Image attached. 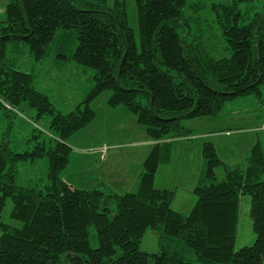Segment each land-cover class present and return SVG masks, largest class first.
<instances>
[{
  "label": "trees",
  "instance_id": "trees-1",
  "mask_svg": "<svg viewBox=\"0 0 264 264\" xmlns=\"http://www.w3.org/2000/svg\"><path fill=\"white\" fill-rule=\"evenodd\" d=\"M252 1L135 0L139 43L126 0H8L0 18V109L15 115L13 108L27 106L37 119H51L46 132L34 127L25 151L11 147L13 122L0 135V264H196L193 258L264 264V132L235 164L220 157L213 141H203V170L188 214L172 206L177 187L156 185L172 140L192 134L183 120L217 117L230 101L262 96L264 6L254 10ZM203 11L213 13L216 31ZM59 29L75 31L78 40L65 56L95 71L91 89L67 112L39 89L36 71L13 66V55L25 49L42 60ZM217 36L224 52L210 40ZM105 91L107 104L134 113L155 141L134 191L107 189L104 181L73 187L64 178L69 140L96 118L92 103ZM41 157L48 160L47 183L20 184L18 162ZM244 194L251 197L256 239L235 249ZM8 198L20 225L3 218ZM148 229L159 235L158 252L140 247Z\"/></svg>",
  "mask_w": 264,
  "mask_h": 264
},
{
  "label": "rangeland",
  "instance_id": "rangeland-1",
  "mask_svg": "<svg viewBox=\"0 0 264 264\" xmlns=\"http://www.w3.org/2000/svg\"><path fill=\"white\" fill-rule=\"evenodd\" d=\"M126 1L129 21L140 43L136 2L135 0ZM202 1L210 4L228 0ZM7 2L8 0H0V18L5 17L4 8ZM249 6L254 10H262L264 0H253ZM203 18L206 25L212 21L214 26V16L211 11H203ZM216 30V25L213 28L211 27V31ZM210 40L216 43L214 46H218L224 52L225 41H221L219 36L213 37ZM77 43L78 40L75 31L59 29L55 39L49 45L47 55L42 60L35 61L28 49L13 55V66L27 72L36 71L37 86L40 90L48 93L57 108L63 112L74 109L84 99L94 84L95 71L93 68L77 64L65 56L76 48ZM24 46L28 48L27 43H24ZM262 90L263 94L261 97L250 95L228 102L217 117L183 120V124L188 128L190 127L196 134L208 132L211 129L217 131H220L219 129H231L233 132L229 135L220 132L219 135L213 138L202 136L194 139L193 143L188 147L190 149L187 151V157L190 159L191 165L188 162L187 169L182 170L181 168L179 176L176 175L177 173H174L175 175L172 179L168 171L164 170L160 173L159 180L162 184L177 187L176 197L172 203L173 208L184 214H188L197 199L193 188L203 170L201 169L202 165L198 166L201 164L200 160L202 157L199 148L203 141L213 140L220 157L226 162L232 164L243 162L246 156L245 152L255 143L257 134L264 132V85ZM109 95L110 91H105L92 103V107L97 112V117L87 127L81 129L72 137L69 144L75 150V147H89L97 143H102L103 141H113L118 144L126 143V141L128 142V140L140 135V130L143 125L136 123V116L130 110V113L128 112L124 115L118 113V111L112 115L106 113V106H108L107 98ZM13 109L15 115H8L6 110L0 109V111L2 110L0 119L3 121L2 124L0 122V135L13 122L14 130L11 132L9 138L11 147L15 151L21 152L33 145L34 141L33 139L31 140V137L34 127L39 126V128L46 132L51 117L44 116L43 118L37 119L36 111L27 106L19 108L20 110ZM9 134L7 133L6 136L8 137ZM251 143L253 144L251 145ZM104 146L105 144L97 146V148L91 147L84 149L88 152L101 151L103 154H106L109 146L107 145L108 149L105 152L100 149ZM113 150V153L107 159L108 161L101 167H99L100 165L97 166L96 162L93 161L86 163L85 169V165L76 161L77 156H75V161L72 160V166L77 168L72 171L76 172L79 170V174H84L85 177L103 176L99 181L92 184L91 187L97 186L100 182L104 181L107 184V189L117 192L123 193L136 190L137 185L133 183L134 164L137 163L140 155H143L145 148L142 145H127L122 148H114ZM183 153L184 147L177 146L174 153L177 163L181 161ZM17 170L18 182L22 185L42 187L47 183V157L20 161L17 164ZM176 171L178 172V170ZM218 176L219 179L225 177L224 169L220 168L218 170ZM123 180H125L126 185L121 183ZM74 181H78L76 175L74 176ZM81 187L84 186L81 185ZM250 201V195L244 194L241 196L240 219L235 249L252 245L256 239L253 220L250 216ZM12 209L13 201L11 198H8L7 205L3 211V218L11 224L20 225L19 221L11 218L10 214ZM1 233L0 231V236ZM140 247L145 251L158 252L160 246L157 231L148 229L141 241ZM193 261L196 264H202L197 262L195 258H193Z\"/></svg>",
  "mask_w": 264,
  "mask_h": 264
},
{
  "label": "crops",
  "instance_id": "crops-1",
  "mask_svg": "<svg viewBox=\"0 0 264 264\" xmlns=\"http://www.w3.org/2000/svg\"><path fill=\"white\" fill-rule=\"evenodd\" d=\"M106 108H107V112L106 113L109 114V115H112V114L116 113L117 111H118V113H121L122 115L127 114L129 112V110L127 108L123 107V106L110 107L108 105V106H106ZM203 118H206V117H203ZM188 122H190V121H188ZM136 123H139L137 121V118H136ZM189 129H191V128L189 127ZM219 130L220 131L211 129L208 132H204V133H200V134H196L194 131H192V134H191L190 137L173 139L172 140L171 160L168 163L162 164V165L159 166V168L157 170V174H156V185L159 186V187H172L173 188L174 185L162 184L161 181L159 180V175H160V173L162 171L166 170V171H168L170 173V178L172 179V177L174 178V175H175L174 173H177L176 175L179 176V174L181 172V168H182V170H186L187 169V163L188 162L191 165L190 159L187 157V151L190 149L188 147H189V145L191 143H193L194 139H197V138L202 137V136L213 138L214 136L219 135L220 132L226 133L227 135H229V134H231L233 132V130H231V129H219ZM222 130H224V131H222ZM140 131H141V133H140V135L138 137L132 138L131 140H128V142L126 141V143H119L118 144V143H115L113 141H103L102 143H97V144L89 146V147H75L76 150L74 149V147H72L73 151H72V154H71V162L69 163L68 167L66 168V173H65V176H64L65 180L67 182H69L71 184V186H73V187L88 188V187H91L92 184H94L95 182L99 181L101 177H103V176L85 177L84 174H79V170H77L76 172L72 171V170H76V168H77L75 166H72V164H73L72 160L75 161L74 160L75 156H77V160L76 161H79L80 163L85 165V167H84L85 169H86V163L93 162V161L96 162L97 166L100 165L99 167H101L103 164H105L108 161L107 159L113 153V151H114L113 149L114 148H117V147L122 148V147L127 146V145H135V146L142 145V147H144L145 150L143 151V155H140L137 163L134 164L135 167H134V170H133V173H134L133 183L137 185L138 174H139V172H140V170L142 168V165H143L146 157L150 153V151H151V149H152V147L154 145V142H155L154 140H152V139H150L148 137V135H147V133L145 131V128L143 126L141 127ZM72 137L70 138V140L72 139ZM70 140H69V142H70ZM103 144L109 146V149L107 150L106 154H103L101 151L100 152L99 151L88 152V151H86L84 149V148H91V147L97 148V146H101ZM252 144L253 143H251V145ZM177 146L184 147V153H183L182 159L178 163H177V160H176V158L174 156L175 149H176ZM201 148H202V144H201V147L199 148L200 152H201ZM201 157H202V155H201ZM200 161H201V164L198 165V166L202 165V167H203V164H204L203 157L201 158ZM202 167H201V169H202ZM175 169L178 170V172ZM75 175H76V179L78 180L77 182L74 181V176ZM121 183L126 185L125 180H123ZM81 185L84 186V187H81Z\"/></svg>",
  "mask_w": 264,
  "mask_h": 264
},
{
  "label": "built area",
  "instance_id": "built-area-1",
  "mask_svg": "<svg viewBox=\"0 0 264 264\" xmlns=\"http://www.w3.org/2000/svg\"><path fill=\"white\" fill-rule=\"evenodd\" d=\"M10 108H12L10 105H8ZM101 150H104V152L108 149V146L107 145H105L103 148L101 147L100 148Z\"/></svg>",
  "mask_w": 264,
  "mask_h": 264
}]
</instances>
